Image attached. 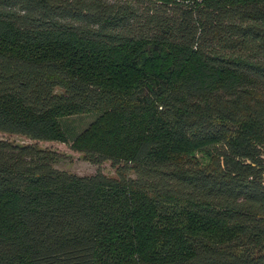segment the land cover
<instances>
[{
  "label": "trees",
  "instance_id": "trees-1",
  "mask_svg": "<svg viewBox=\"0 0 264 264\" xmlns=\"http://www.w3.org/2000/svg\"><path fill=\"white\" fill-rule=\"evenodd\" d=\"M0 264H264V0H0Z\"/></svg>",
  "mask_w": 264,
  "mask_h": 264
},
{
  "label": "rangeland",
  "instance_id": "rangeland-1",
  "mask_svg": "<svg viewBox=\"0 0 264 264\" xmlns=\"http://www.w3.org/2000/svg\"><path fill=\"white\" fill-rule=\"evenodd\" d=\"M96 115L97 111L82 110L60 117V122L67 133L68 142L33 140L24 135L3 132H0V137L18 144L36 142L41 147L55 150L60 154L59 160L55 163V166L59 169L78 175L92 174L97 169H100L108 176H115V170L110 161H104L100 165L91 163L83 158L81 152L72 149L70 146L72 138L84 129Z\"/></svg>",
  "mask_w": 264,
  "mask_h": 264
}]
</instances>
